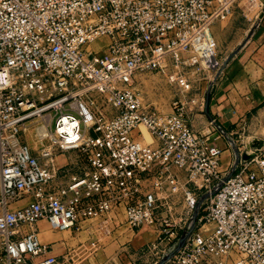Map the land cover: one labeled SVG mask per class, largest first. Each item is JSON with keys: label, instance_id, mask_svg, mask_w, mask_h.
<instances>
[{"label": "built area", "instance_id": "2783aa9c", "mask_svg": "<svg viewBox=\"0 0 264 264\" xmlns=\"http://www.w3.org/2000/svg\"><path fill=\"white\" fill-rule=\"evenodd\" d=\"M237 2L0 0V264L66 263L41 241V220L80 231L124 217L132 230L158 224L174 239L204 199L166 264H225L231 254L232 264H264V140L246 152L238 135L241 158L227 174L222 133L212 121L205 133L194 128L205 99L189 96L187 70L214 68L212 28ZM164 70L175 84L170 113L134 86L137 74ZM140 125L153 143L134 134Z\"/></svg>", "mask_w": 264, "mask_h": 264}, {"label": "crops", "instance_id": "0c3cea01", "mask_svg": "<svg viewBox=\"0 0 264 264\" xmlns=\"http://www.w3.org/2000/svg\"><path fill=\"white\" fill-rule=\"evenodd\" d=\"M212 32L217 43L218 61L223 63L239 46L241 48L220 73L209 93V98L208 93L206 94L204 109L194 112V121H207L208 125L212 121L222 133V137L216 143L222 141L221 145L218 144L223 150L222 167L230 174L237 159L234 146L238 135L243 138V149L246 152L253 151L264 140V0H256L255 6L250 8L239 3L228 19L213 26ZM99 45L101 44L95 42V49H99L97 48ZM207 123L199 122V129L208 126ZM67 163V155L57 157V164L60 167ZM23 205L20 201L10 208ZM161 210L163 211L160 209L158 216L164 215ZM91 224L94 223H89L87 227H91ZM120 224L126 226L124 217H121L119 223L112 226V229ZM186 226L187 224L182 228L186 229ZM36 227L41 241L52 244V254L59 256L61 261L66 260L65 264H151L149 258L151 252L149 247H146L149 240L140 236L143 229L129 230V238L118 237L115 234L119 230H116L115 238L107 240L97 252L101 254L102 259L104 258L102 261L98 257H89L94 255L92 253L84 258L77 257L82 253L77 252V249L91 243L86 244L82 241L81 244H77L78 247L73 246L69 241L75 233L73 230L69 232L53 230L45 220L39 221ZM125 243L127 245H124ZM68 253L71 254L72 261ZM113 253L109 260L110 254ZM227 264H232V260Z\"/></svg>", "mask_w": 264, "mask_h": 264}, {"label": "rangeland", "instance_id": "374dc122", "mask_svg": "<svg viewBox=\"0 0 264 264\" xmlns=\"http://www.w3.org/2000/svg\"><path fill=\"white\" fill-rule=\"evenodd\" d=\"M255 2L256 0H238L235 6H237L240 3L244 5L245 7L250 8L252 6H255ZM106 41H107L106 38H102L98 40L96 43H99L101 45H99V47L97 48H100L103 44H105ZM93 48L95 49L94 44H93ZM97 56L98 58H103L104 53L101 52ZM218 62L219 64H222V61H218ZM187 72L189 74L188 75L189 80L192 82V90L189 92V96L198 94L199 96H202L204 97V99H206V94L209 91L210 83L214 81V78L216 75L215 69L213 68L211 70H205L199 73H194V71H189V70H187ZM136 79H137V82L135 83L134 86L144 94L146 100L152 102V104L155 106V108L158 111L163 112V113H170L172 111L171 101L175 95V84L171 80L168 71L164 70V71H157V72H143V73L137 74ZM199 122L200 124H202V122L207 123V121H193L194 128L200 132H204V133L207 132L208 126H205L202 129H199L198 127ZM33 123L34 121L27 124L28 130H30V134L28 135V143L33 147H37L38 143H37V139L35 137L34 131H33ZM138 130L142 131L145 137L144 139L145 143L154 142L152 136L147 131V129L144 128V126L136 128L134 134H137ZM240 140H243V138ZM218 144L221 145L222 141H218ZM205 200L206 199L202 200L201 206H199V208L195 212L192 213V216L187 223L186 229L185 228H182L181 230L178 229L174 239L173 238L165 239L166 234L164 232L165 231L164 229H166L167 227L160 226L158 224L152 225L150 227L146 226L141 229H135V231H139L143 229L140 236L144 237V239L149 240L148 242L149 244L146 247H151L152 244L157 245V249L149 250L151 252V254H149V258L151 259V264H156L157 262H159L163 258V256H165L167 253H169L172 249L176 247L178 240L181 238L184 232L188 231L189 228L191 227L192 222H193L192 217L194 213L198 214V216H201L204 214ZM27 202H28V199L21 200L22 204H25ZM161 212L164 214V210L163 211L161 210ZM98 222L99 221H96V220H91L87 222L86 226L89 223H94V225L92 227H86L85 229H82L80 231H74L75 233H73V235L71 236V239L69 241L73 246H76L77 244H81L82 241L86 244L88 242L92 244V245L87 244L86 246L82 247V249H77V252L82 251V253L77 255L79 259L84 258L85 256H88L90 253H92L94 255H91L89 257H92V256L96 258L98 257L100 260L103 261L104 258L102 259V257H100L101 254L97 252L100 251L101 246L105 244L107 240H110V238L111 239L115 238L114 232L116 230H119L115 234L118 237L119 236L120 237L125 236V238L130 237V235L128 234V231L132 229L128 228L127 226H123L122 224H120L115 229H112V227L111 229H103V228L98 227ZM0 245H1V241H0ZM124 245H127V243H125ZM113 255L114 253L110 254V256L108 255L109 256L108 259L110 260L113 257ZM237 258H238L237 255L231 254L229 257L224 259V263L227 264L228 262H230V260L237 259Z\"/></svg>", "mask_w": 264, "mask_h": 264}, {"label": "water", "instance_id": "95a60500", "mask_svg": "<svg viewBox=\"0 0 264 264\" xmlns=\"http://www.w3.org/2000/svg\"><path fill=\"white\" fill-rule=\"evenodd\" d=\"M241 48V46H239L227 59L226 61H224L222 64H219V62H216L214 69L216 70V75L214 78V81L211 82L210 87H209V91H208V98H209V93L215 83V81L218 79L220 73L222 72V70L224 69V67L228 64V62L231 60V58L239 51V49ZM234 150L235 153L237 155V159L234 165H237V163L239 162L241 155L236 147V145L234 146ZM251 157L250 154L248 153H244L242 155L243 159H249ZM197 218H198V214H195V216L193 217V222L191 227L189 228L188 231L184 232V234L181 236V238L178 240V243L176 245V247L174 249H172L169 253H167L165 256H163V258L157 262L156 264H166L168 263L172 257L184 246V244L186 243L188 237L190 236V234L192 233V231L194 230L195 226H196V222H197Z\"/></svg>", "mask_w": 264, "mask_h": 264}, {"label": "bare ground", "instance_id": "6f19581e", "mask_svg": "<svg viewBox=\"0 0 264 264\" xmlns=\"http://www.w3.org/2000/svg\"><path fill=\"white\" fill-rule=\"evenodd\" d=\"M141 126H143V125H140L139 127H141ZM144 128H145V126H144ZM141 131V130H140ZM142 132V131H141Z\"/></svg>", "mask_w": 264, "mask_h": 264}]
</instances>
